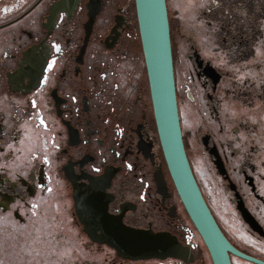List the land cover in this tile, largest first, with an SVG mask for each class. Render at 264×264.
<instances>
[{
    "label": "flooded vegetation",
    "instance_id": "1",
    "mask_svg": "<svg viewBox=\"0 0 264 264\" xmlns=\"http://www.w3.org/2000/svg\"><path fill=\"white\" fill-rule=\"evenodd\" d=\"M230 32L244 49L226 63L220 39L182 34L179 54L172 39L179 112L217 223L264 261V73L230 68L254 58ZM0 222L42 229L39 264H214L161 147L135 0H0ZM124 228L157 238L153 252L103 241Z\"/></svg>",
    "mask_w": 264,
    "mask_h": 264
},
{
    "label": "water",
    "instance_id": "2",
    "mask_svg": "<svg viewBox=\"0 0 264 264\" xmlns=\"http://www.w3.org/2000/svg\"><path fill=\"white\" fill-rule=\"evenodd\" d=\"M154 117L170 176L194 224L204 238L214 264H232L231 254L264 264L237 249L209 208L185 149L177 98L171 24L167 0H135ZM125 238L105 239L128 253L150 254L156 239L150 233L123 229ZM161 239V236H158Z\"/></svg>",
    "mask_w": 264,
    "mask_h": 264
},
{
    "label": "rangeland",
    "instance_id": "3",
    "mask_svg": "<svg viewBox=\"0 0 264 264\" xmlns=\"http://www.w3.org/2000/svg\"><path fill=\"white\" fill-rule=\"evenodd\" d=\"M167 4L176 54L185 34L197 43L220 39L222 62H233L244 47H232L230 41L224 43V36L231 40L229 31L237 37L243 34L252 40L254 58L240 65L232 63L230 68L248 83L260 80L264 73V0H167ZM205 11L208 13L204 14ZM205 17L213 22L211 27L205 24ZM236 25H240L239 31ZM180 71L177 67L178 82ZM41 234L40 227L29 231L19 227L7 233L4 223L0 222V264H39Z\"/></svg>",
    "mask_w": 264,
    "mask_h": 264
},
{
    "label": "trees",
    "instance_id": "4",
    "mask_svg": "<svg viewBox=\"0 0 264 264\" xmlns=\"http://www.w3.org/2000/svg\"><path fill=\"white\" fill-rule=\"evenodd\" d=\"M171 36H172V34H171Z\"/></svg>",
    "mask_w": 264,
    "mask_h": 264
}]
</instances>
